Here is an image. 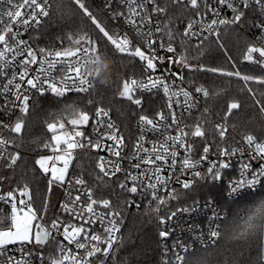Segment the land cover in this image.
<instances>
[{"label": "snow or ice", "instance_id": "obj_1", "mask_svg": "<svg viewBox=\"0 0 264 264\" xmlns=\"http://www.w3.org/2000/svg\"><path fill=\"white\" fill-rule=\"evenodd\" d=\"M163 2L164 6H161V0H119L121 5L126 6V11H113L112 19L118 20L123 17L125 24L134 31L139 41L137 44L127 33L110 34L85 5L84 0H72V3L91 20L117 53L126 55L132 60L138 59L141 63L144 77L123 80L119 97L140 108H143V98H137L138 93L151 94L154 91L157 93L162 91L167 98V114L161 110L156 113V119L147 115L139 117L141 132L147 129L153 133H160L161 142L153 143L151 148L146 147L145 137L141 135L131 156V159H136L138 162L130 163L131 168L137 170V173L129 171L124 182L119 183V188L123 192L138 194L144 198L151 197L145 208V214L150 219L155 218L160 226L172 221L178 213L195 212L200 207L198 202H194L191 206L169 210L167 216H162L160 215L162 206L168 208L170 201L184 198L187 192L195 190L198 182L220 181L222 171L231 166L230 158L237 153H243V148H219L218 159L210 161L206 171L198 170L201 162L208 160L211 146L205 143L203 155L199 160L192 159L193 146L186 143L185 138L189 135L205 138L206 133L199 123L189 133L186 130L187 125L181 126L183 116L178 118L174 110V104L178 107L183 104L185 111L190 114V110L196 104L193 92L177 85V81L181 84L185 81L184 70L187 69L192 73H213L241 81L242 86L239 91H246L259 106V111L264 113V103L257 98L258 94L264 97V22L254 25L260 29V35L256 37L255 42H247L242 56V60L251 65L254 72L260 74L242 73L237 68L236 62L227 54L226 49L225 55L232 70L221 66L208 67L204 63H190L191 60H198L203 56L213 43L221 49L225 48L220 42L221 30L227 34L236 25L251 24L245 10H258L264 15V0H163ZM169 2L173 6L190 9L197 17L188 20L182 33L175 27L173 18L169 15ZM112 3L113 0H107L106 6L111 8ZM8 4L9 8L0 12V77L6 78L7 81L0 86V96L4 97V104L0 110L12 112L18 109L20 115L16 117L14 123L0 121V163L7 169H14L21 159V153L10 152L9 149L13 146L20 148L23 143L32 93L44 96L50 92L57 98L66 97L68 93H89L95 88L99 70L93 75L86 71V66L93 62V57L99 62L101 53L97 42L87 32L69 34L66 38L69 47L61 50L33 48L29 40L19 38L23 35L19 29L23 27L24 32L29 28L39 29L41 18L49 17L52 3L50 0H22V2L8 0ZM225 8L231 12L230 18L222 15ZM60 9L61 5L58 4L57 10ZM154 16L157 17L155 22ZM160 17L167 19L162 21ZM192 37L198 40L194 46L195 56L190 55L192 45L189 41ZM213 37L215 40L212 39ZM178 38L181 49L179 52L174 46ZM158 50L172 55L165 58L163 55H158ZM164 64L168 67L161 70L160 66ZM173 65H176L179 71H173ZM8 70H11L10 73ZM158 71L160 74L156 75ZM189 83L194 82L189 81ZM194 92L204 97L210 95L209 90L202 85L195 86ZM181 97H183L182 101ZM87 104L92 105L93 100L88 99ZM240 107L238 100L230 102L224 120ZM51 115L53 121L46 125L51 138L46 140L42 147L50 150L52 155L39 156L35 160V165L47 179L48 193L52 192L54 185L61 187L67 185L66 199L60 204L61 213L66 216L56 215L50 223L43 222L48 210V201L45 199L43 208L36 209L27 183L6 193H0V201L10 205L11 208L9 213L0 209V264H33V256H36L39 264H97V262L109 264L110 258L111 264H118L117 253L123 246V239L117 234L120 233L123 224V207H114L113 202L107 198H95L94 188L88 186L82 176H70L69 169L73 166L77 150L107 151L115 159L100 156L95 165L99 170L97 181L105 183V177L110 180L117 173L124 171L121 166V161L126 158L121 156L124 136L119 134V129L111 121L110 110L103 107H96L93 117L89 111L81 108L73 100L71 103L64 102L63 107ZM169 115L170 122H168ZM66 125H70L71 130ZM89 127L92 128L91 133L85 130ZM173 127L176 128V134H166ZM214 131L218 133L221 141L226 139L225 125H215ZM5 132L8 135H5ZM106 141L112 143L108 144ZM244 141L254 151L252 159L264 160V143L258 142L253 135H246ZM177 148L184 149L185 152L178 173ZM144 165L149 167L142 168ZM166 168L171 171L165 177L162 172ZM189 170L191 178L182 179ZM262 177H264V164H261L257 171H252L250 163H242L240 179L230 181L228 195H239L242 189H255L257 185L264 187ZM3 179L4 177H0V181ZM173 183L180 185V188L172 187ZM161 190L166 192V196L161 195ZM73 191L77 192L75 196L72 195ZM85 195L87 203L82 201V196ZM124 203L132 204L134 201L125 200ZM98 209L106 211H98ZM218 219V213L213 209L209 217L208 244L214 245L222 235L225 239V231L222 233L221 226L215 223ZM262 221H264V196L245 210L240 221L230 228L226 239L245 242L252 239L260 240L264 238ZM158 235L160 238H167L170 236V231L161 227ZM198 239L201 244L207 246L203 235ZM10 246H19L17 248L20 253L19 258L10 254ZM51 246L54 248L45 254L44 250ZM176 246L173 245V249ZM180 247L183 254L176 252L173 260L165 259L162 264H207L205 256L189 257V249L183 245ZM167 253L168 249L165 248V254ZM258 264H264V254L258 257Z\"/></svg>", "mask_w": 264, "mask_h": 264}, {"label": "trees", "instance_id": "obj_2", "mask_svg": "<svg viewBox=\"0 0 264 264\" xmlns=\"http://www.w3.org/2000/svg\"><path fill=\"white\" fill-rule=\"evenodd\" d=\"M50 3H52V10L49 17H45L41 27L37 30L38 41L41 45L52 49L67 48L69 42L66 38L69 34L76 35L77 33L87 32L97 42L99 52L111 57L114 65L111 83L101 84L97 81L95 88L87 94L68 93L63 98L54 97L52 94H45L44 96L37 94L34 97L26 117L23 143L20 148L13 146L9 149L10 152H20L21 159L14 169H7L0 163V177H4L3 181H0V189L11 191L27 183L31 189L33 206L38 210L43 208L44 201L48 198V191L47 179L39 171L38 166L35 165V160L39 156L49 153L50 150L42 147V144L51 138V133L48 132L46 125L53 121L51 114L62 108L64 102L71 103L75 100L81 108L89 111L90 115L96 107L109 108L112 111L113 119L130 137L134 133L133 121L135 118L144 113L151 112L150 114H152L155 111V109L150 111V108H148L153 101L151 95L145 96L143 108L121 99L118 95L123 80L142 73L139 60H132L126 55L117 53L114 47L91 23V20L85 17L82 11L72 3V0H51ZM84 3L110 34L117 33L116 22L108 15L106 10L96 4L94 0H84ZM58 4L61 5L59 11L57 10ZM168 8L169 15L173 18V24L182 33L185 21L189 17V9L173 6L170 2ZM212 39L215 40V37ZM220 42L225 45L224 49L213 43L203 56L199 57L198 60H191L190 63H204L208 67L221 66L227 70H232V66L225 55L226 49L227 54L236 62L237 68L242 73L260 74L254 72L251 65L240 63L247 42H253V38L245 30L238 26H234L227 34H224L221 30ZM189 44L192 45L190 55L195 56L194 46L197 43L189 41ZM174 46L177 47L178 52L181 51L179 38ZM184 75L188 83L189 81L194 82L189 83L192 86L202 85L210 92L209 97H205L204 100L209 110L200 109L192 118L194 123L202 125L206 133L205 138L193 137L196 149L203 148L205 143L212 142L211 148L219 143V137L211 128V121L215 116L223 118L227 111V105L234 100H238L241 107L234 110L226 120L232 130L237 135L243 137L253 135L258 142L264 141V113L259 111V106L255 104L246 91H239L242 86L241 81L213 73H192L187 69L184 70ZM217 92L220 94L216 95ZM257 98L264 103V97H260L258 94ZM88 99L93 100L92 105L87 104ZM71 171L80 177L82 176L87 181L88 186L94 188L95 197L110 199L114 207H123L122 217L124 223L120 235L123 239V246L117 253L118 264H160L161 241L158 235L157 220L155 218L150 219L145 214V208L134 210L124 203L126 195L119 188V181L116 178L109 180L105 177V183L97 181L96 176L99 170L95 166L93 154L76 152ZM224 190V186L219 183L198 182L195 190L187 192L186 196L179 201H175L174 205L187 204L198 200H213L225 212L221 224L223 233L226 229L238 223L241 215L245 214V210L252 207L264 196V190L257 189L244 193L235 199H229L226 197ZM55 210L53 213H55ZM50 213L52 212L47 211L46 219L52 215ZM261 254H264V238L260 240L252 239L248 242L227 241L223 238V235L217 239L214 245L196 246L188 252L189 257L193 255L205 256L207 264H258V257ZM109 264H111V258Z\"/></svg>", "mask_w": 264, "mask_h": 264}, {"label": "built area", "instance_id": "obj_3", "mask_svg": "<svg viewBox=\"0 0 264 264\" xmlns=\"http://www.w3.org/2000/svg\"><path fill=\"white\" fill-rule=\"evenodd\" d=\"M94 1L101 8L106 10L108 12V15L111 18H112L111 13L113 11H126V6L121 5L119 3V0H113L111 8L106 6L107 0H94ZM14 2H22V0H18V1L14 0ZM50 2H51V0H50ZM161 6H164L163 0H161ZM8 8H9L8 0H0V12L5 11ZM245 11H246V16H247L248 20H250L252 23L251 24L245 23L243 26H240V25H236V26L245 30L253 38V42H255L256 37L260 35V29L256 28L254 25L264 22V15H261L258 10H255V11L245 10ZM222 15L228 16L230 18L231 12H230V10L225 8L222 12ZM44 19H45V17L41 18V25H42ZM156 19H157V17L154 16L153 17L154 22ZM159 19L164 21L165 17H160ZM189 19H197L195 14L192 13L190 9H189V17L186 19L185 24L183 26V29L186 26V23L188 22ZM114 21L116 22V25H117V33H119L120 35L127 33L129 35V38L132 39L134 41V43L139 44V41L136 38L134 31L132 30V28L129 25L125 24L123 17H121L118 20H114ZM41 25H40V27H41ZM15 30L16 29L14 28V31ZM19 30L23 33V35H21L19 38L29 40V43L33 48H48V47L41 45L39 43L38 34H37L38 29L33 30L32 28H29L27 32H24L23 27H21ZM190 42L198 43V40L196 37H192ZM49 49H52V48H49ZM52 50H61V49H52ZM158 55H163V56H165V58H167V56L172 55V54L166 53L163 50H158ZM240 63L242 65H249L246 61H243L242 59L240 60ZM166 67H168L167 64L160 66L161 70L163 68H166ZM172 70L173 71H179V68L176 65H173ZM8 71L10 73L11 70H8ZM159 74H160V72L158 71L156 73V75H159ZM144 75L145 74L143 73V70H142L141 74L132 75L130 78L141 79L144 77ZM6 82H7L6 78L0 77V86H2ZM177 85L183 86L187 90L193 92V95H194V98L196 101L195 107H193L190 110V114L188 111H185V106H183V104L179 107L174 104V110L176 112L177 117L179 118V117L183 116V119L181 120V126L183 127V126L187 125L186 130L189 131V133H190L194 129V126L197 124V123H194L192 120L194 114L200 109L209 110V108L204 103L205 97L200 93L194 92L195 86H192L186 80L183 82V84H181L180 81H177ZM196 86H198V85H196ZM37 94L38 93H35V92L32 93V99L29 102L30 105H31L34 97ZM47 94H51V93L49 92ZM148 95H151L153 97V99H152L153 101L151 103V106L148 108H150V111L151 110L154 111V109H155V111L152 114H150L151 113L150 112V113H144L141 115H147L150 118L156 119V113L158 111L164 110L166 114L168 113L167 98L163 95L162 91H160L158 93L154 91L151 94H149V93H138L137 98H141V97L143 98V100H142L143 106L145 104L144 98H145V96H148ZM9 99H11L10 96H9ZM180 99L182 101L183 97H181ZM3 104H4V97L0 96V107H2ZM105 109L110 110L109 108H105ZM94 112L91 114V116H93V117H94ZM19 115L20 114H19L18 109L14 110L12 112H5L3 110H0V121H3L5 123H14L16 120V117ZM141 115L137 116L135 118V120L133 121L134 133H133V136L130 137V135H127L122 130L120 125L113 119L112 111L110 110L111 121L114 122L115 125L117 126V128L119 129V134L124 136V147L121 151V156L126 157L125 159H123L121 161V166L124 169V171H122L121 173H117L116 176L112 177V178H116L119 181V183L124 182L125 176L127 175V173L129 171L133 172L134 174L137 173V170L131 168L130 163L135 164L138 162L136 159H131V156L133 153L134 146L136 145V142L141 137V135H143L145 137L146 142H145L144 146L149 147V148H151L153 143L159 144L162 140V136L160 133H153V132L148 131L147 129H145L143 133L141 132V129L139 126V117ZM170 120H171V117L169 115L168 122H170ZM217 124H223L227 127L226 139L221 141L219 138V143L215 144V146H213V148H210V152L208 154V160L201 162L198 170L206 171L207 167L209 166V162L210 161H216L218 159V149L219 148H228V149L243 148L242 154L237 153L236 156L230 158L231 166L228 169H225L222 171V179L220 181H213V180H208V181L211 183L222 184L224 186V189H225L224 193H225L226 197L229 199H235V198L243 195L244 193H247L250 191H255L257 189H263L264 190V187H262L261 185H257L255 189H251V190L242 189L239 195H237V194H233L232 196L228 195V193L230 191V187H229L230 181H235V180L240 179V169H241L242 163H250L252 165V171H257L259 169L260 165L264 164V160L252 159V156L254 155L253 149H250L248 147V145L244 141L243 136L237 135L232 130V128L230 127L228 122L226 120H224V118H222L220 116H215L212 119L211 128L213 129V131L215 129V125H217ZM66 127L69 130H71L70 125L69 126L66 125ZM85 130L88 133H91L92 128L89 127ZM166 134L175 135L176 134V128L173 127L171 129H169V133H166ZM216 134L218 136V133H216ZM5 135H8V133L5 132ZM185 140H186V143L192 144V146H193V151L191 153L192 159L199 160L200 156L203 155V148H201V149L195 148L194 138L191 135L186 137ZM106 143L111 144L112 142L106 141ZM261 143H264V141H261ZM209 145L211 146V145H213V143L210 142ZM77 152H87V153L93 154V156L95 158V165H96L97 159L100 156H104L106 159H115V157H111L107 151H101V150L93 151L90 149H85V150H77ZM177 152H178V155H177V173H178L179 172V165H180L182 158L185 155V152H184V149H181V148H177ZM47 155H52L51 151H49V153ZM168 162H169V164L171 163L170 157H169ZM146 167H149V166H146V165L142 166V168H146ZM169 171H171V169L166 168L165 171L162 172V175H164L166 177L168 175ZM69 175L80 177V176L74 174L71 171V168L69 169ZM190 178H191V171L189 170V171H186V174H185V176L182 177V179H190ZM248 178L250 179L251 176L249 175ZM261 179H262V181H264V177H262ZM128 183H129V186H131V182L129 181ZM172 187L180 188V185L173 183ZM66 188H67V185H65V187H61V193H60V197H59V201H58L55 213H53L50 216L49 220L44 219L43 222L50 223V220L52 218H54L56 215L66 216V214L61 213V209H60L61 202H63L66 199V197H65ZM6 192H8V191H4V190L0 189V193H6ZM124 193L126 195V200L134 201V203L128 204V206L134 210H140L143 208H147L148 200L151 199L150 196L144 198L138 194H132V193H128V192H124ZM76 194H77V192H75V191L72 192L73 196H75ZM161 195L166 196V192L161 190ZM95 198H97V197H95ZM17 199H19L18 194H17ZM97 199H99V198H97ZM82 201H84V203H87L86 195L82 196ZM194 202H198L200 205V207L197 209V211L191 212V213H178V215L176 217H174L172 221H169L164 226H160L158 221H157V225H158L159 230L161 229V227H163L165 230L170 231L169 237L160 238V241H161V243H160L161 244V248H160L161 249V258H160L161 262H160V264H162V261L165 259H167L169 261L173 260L174 254L176 252L183 254L182 248L180 247V245L187 247L189 249V251L196 246H205V244H201L200 240L198 239V237H200L201 235H203V239L206 242V244L210 245L207 243V241H208V231H209V223H210L209 217L212 215L213 209H215V211L218 213V216H219V219L216 220L215 223H217L221 226L222 221L225 217V212L213 200H206V201L205 200H203V201L198 200V201H193L191 203L177 205V206L174 205L175 201H170L168 208H164L163 206L161 207L160 215L167 216L169 214V210H175L177 207L191 206V205H193ZM137 205H139V207H137ZM209 205H211V207ZM0 209H3L5 213H9L11 210L10 205H6L2 201H0ZM98 211H106V210L98 209ZM5 223H7V221H5ZM123 223H124V220H123ZM96 227H99V226L96 225ZM122 227H123V224L121 226L120 233L117 234L119 237H120L121 232H122ZM60 239H62V237H60ZM173 245H177L175 247V249H173ZM18 247L19 246H10V254L17 257V258L20 257V253L17 251ZM53 248H54V246H51L50 248H48V250H52ZM165 248L168 249L167 254H165ZM47 252L48 251H45V254H47ZM81 254H82V250H81ZM100 259H103V257H100ZM33 264H39V261L36 258V256H33ZM97 264H98V262H97Z\"/></svg>", "mask_w": 264, "mask_h": 264}, {"label": "clouds", "instance_id": "obj_4", "mask_svg": "<svg viewBox=\"0 0 264 264\" xmlns=\"http://www.w3.org/2000/svg\"><path fill=\"white\" fill-rule=\"evenodd\" d=\"M92 59L93 62L89 63L86 66V71L95 75L99 70L98 81L101 82V84L111 83L112 75H113V65H114V62L111 59V57L101 54V58L99 62H96L94 57ZM261 223L264 224V221H262ZM229 231L230 228L225 230V240H227L226 237Z\"/></svg>", "mask_w": 264, "mask_h": 264}, {"label": "rangeland", "instance_id": "obj_5", "mask_svg": "<svg viewBox=\"0 0 264 264\" xmlns=\"http://www.w3.org/2000/svg\"><path fill=\"white\" fill-rule=\"evenodd\" d=\"M60 193H61V186H59V185H54L53 186V189H52V192L51 193H48V198H47V201H48V210L47 211L52 212L50 214H53V211L57 207V204H58V201H59V197H60ZM44 219L45 220H49L50 217L48 219H46V217H45ZM45 251H49L48 248H46Z\"/></svg>", "mask_w": 264, "mask_h": 264}, {"label": "water", "instance_id": "obj_6", "mask_svg": "<svg viewBox=\"0 0 264 264\" xmlns=\"http://www.w3.org/2000/svg\"><path fill=\"white\" fill-rule=\"evenodd\" d=\"M121 98V97H120ZM121 99H123V98H121ZM124 100H126V99H124Z\"/></svg>", "mask_w": 264, "mask_h": 264}]
</instances>
